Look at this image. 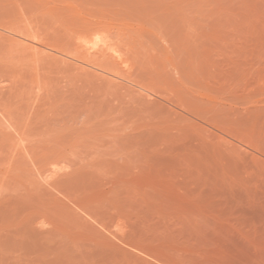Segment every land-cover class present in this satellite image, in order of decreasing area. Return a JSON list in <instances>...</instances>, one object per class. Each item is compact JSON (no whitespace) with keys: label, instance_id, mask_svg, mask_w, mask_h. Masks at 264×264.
<instances>
[{"label":"rangeland","instance_id":"374dc122","mask_svg":"<svg viewBox=\"0 0 264 264\" xmlns=\"http://www.w3.org/2000/svg\"><path fill=\"white\" fill-rule=\"evenodd\" d=\"M0 264H264V0H0Z\"/></svg>","mask_w":264,"mask_h":264},{"label":"bare ground","instance_id":"6f19581e","mask_svg":"<svg viewBox=\"0 0 264 264\" xmlns=\"http://www.w3.org/2000/svg\"><path fill=\"white\" fill-rule=\"evenodd\" d=\"M96 51H97V50H96ZM96 51H95V52H96ZM100 51H101V50H100ZM107 52H108V50H107ZM109 52H110V50H109ZM99 53H100V52H99Z\"/></svg>","mask_w":264,"mask_h":264}]
</instances>
